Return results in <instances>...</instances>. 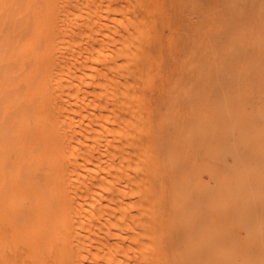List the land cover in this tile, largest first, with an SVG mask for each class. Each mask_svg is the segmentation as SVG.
<instances>
[{
    "label": "bare ground",
    "instance_id": "1",
    "mask_svg": "<svg viewBox=\"0 0 264 264\" xmlns=\"http://www.w3.org/2000/svg\"><path fill=\"white\" fill-rule=\"evenodd\" d=\"M151 4L0 0V264H264V73L174 80Z\"/></svg>",
    "mask_w": 264,
    "mask_h": 264
},
{
    "label": "rangeland",
    "instance_id": "2",
    "mask_svg": "<svg viewBox=\"0 0 264 264\" xmlns=\"http://www.w3.org/2000/svg\"><path fill=\"white\" fill-rule=\"evenodd\" d=\"M154 1L151 0L155 6L153 9H156L157 3L158 5L162 3L160 5L162 11L160 12L158 6V11L155 12L157 17L159 12L165 17V21H162L160 14L162 23L165 22L162 25L166 36L163 51L167 63L169 60L168 70L170 75L174 76V80L182 81L187 78L186 81H193L192 73L200 69L206 74L218 69L232 68L242 69L250 75L264 73V0H163V2L156 0L160 1L157 3ZM157 17L153 18L156 21L154 23H157ZM193 51H196L195 55ZM227 58L228 61H225ZM241 58L245 61H240ZM175 63H178L176 65L178 68ZM172 68H177L178 71ZM255 81L262 82L264 78Z\"/></svg>",
    "mask_w": 264,
    "mask_h": 264
}]
</instances>
